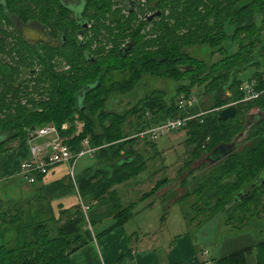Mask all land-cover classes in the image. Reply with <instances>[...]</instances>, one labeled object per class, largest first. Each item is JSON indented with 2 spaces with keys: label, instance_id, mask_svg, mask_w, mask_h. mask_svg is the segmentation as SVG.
<instances>
[{
  "label": "trees",
  "instance_id": "obj_1",
  "mask_svg": "<svg viewBox=\"0 0 264 264\" xmlns=\"http://www.w3.org/2000/svg\"><path fill=\"white\" fill-rule=\"evenodd\" d=\"M62 1L0 0V47L3 46L5 37L8 35L3 28L5 21L14 27L15 32L21 33L18 28L19 23L28 26L37 22L45 30V25L48 23L45 19L54 20L63 23L60 28V39L56 42L57 39L53 40L47 36L41 39V44L53 51L65 50V58L76 62L73 67L74 75L55 73L43 51L37 48L38 43L30 44L20 34L22 40L34 51V55H38L42 64L47 67V74L53 78L55 86L50 90L49 101L34 102L32 107L27 103H19L17 106L0 105V116L6 115L5 120L0 122V136L5 134L7 137L0 143V147L7 144L10 139L25 136L30 138L32 128L37 130L50 124L56 125L60 134L67 137L76 131L73 123L75 116L78 115L84 122V130L68 138L66 143L78 151L81 143L88 138L92 146L100 148L96 153L98 160L102 158L98 166L84 171L77 177V187L82 199L88 203L98 200L99 204H96L87 216L82 212L79 213L80 216H76V212L65 217L66 214H70L67 209L62 210L59 217H56L52 206L53 201L72 191H77L73 182L70 181L71 184L66 186L64 180L39 186L35 196L27 200V209L25 203H17L20 201L14 200L16 203L12 204L7 202V206L14 207L15 214L7 210L6 204H4L6 209H4L5 206L2 209L1 202L0 264H74L72 255L76 250L72 247L70 231L77 225L79 219H84L86 216L88 222L94 223L102 215L101 213L116 214V217L119 216L122 219L130 217L133 208L121 209L122 198L114 187L134 179L139 170L144 171L147 168L146 162L142 160V155L137 149V142L141 140L148 144H155L136 135L168 119L198 113L195 111L198 105L187 110L181 109L178 103L180 99L177 101L173 98L170 103L161 91L148 93L147 97L138 102L141 105L139 107L136 104L126 111L111 110L114 109L111 106L114 101L112 99H117L114 94L133 90L147 73L162 79L171 78L174 81L187 76V78L191 77L193 83L198 81H194L193 77L199 75V85L195 84L205 87L204 89L208 91H219L217 99L221 108L225 107L224 104L227 107V103L236 105L238 113L233 119L220 120L217 108L188 122L187 126H193V130L189 132L191 136L188 141L191 142V152L196 161L202 155L204 157L210 153L219 144L235 143V140L246 130L247 139L255 142L242 150L234 149L226 159L210 165L209 171L205 174L206 180L198 185L196 180L193 186L191 184L187 189L185 198L181 196V200L196 195L199 202L208 206L210 202L207 201L215 197L224 199L227 205H234L233 210L238 208L249 210L250 206L246 207L249 204L262 206L263 194L262 196L258 194L264 193L263 180L259 179L260 176H264V96L253 101H244V82L238 78L237 73L248 66H256L257 71L254 74L263 75L254 76L253 74L248 81L256 80L258 88H264V71L258 70L260 66H264V0H248L236 8H222L219 0L212 11L213 18L210 17L207 30L200 34L191 32L184 37L172 36L164 30V36L157 45L158 49L151 48V50H147L140 37L144 25L135 30L133 20L136 14L130 13L129 20H123L122 17L113 20L115 25L106 27L110 30L108 39L102 35L98 40L97 49L91 50L90 39H79L81 31L83 30V34L86 35L91 22L107 20L108 15L112 13L110 6L112 1L84 0L85 8L82 17L88 23L87 27H84L79 19L77 20L71 7L63 5ZM202 1L205 0L197 1L195 10ZM150 2L154 3L152 5L154 11L159 9L164 13L162 10L165 6L164 0H148V3ZM174 2L175 0H172L171 4L174 5ZM111 17L114 18L113 14ZM256 18H259L258 21L261 23L258 24ZM233 23L236 29L232 30V35H229L227 27ZM101 26L102 23L99 24V28ZM242 34H245L244 38L241 37ZM234 43L240 44V47L235 53H231ZM194 44L206 47L204 49H211L210 56L220 54L226 57L212 63L210 56L208 60L205 59L207 61H204L196 55L184 52L183 47ZM182 66L185 67L184 70ZM8 69L9 67L4 65L0 68L3 75L9 72ZM202 77H205L204 83ZM192 86L194 87V85L179 87V94L182 92L190 94L193 90ZM228 88L232 94L224 98L222 94ZM254 108L258 109L259 114L249 124L248 113ZM240 112L243 113L242 119L238 117ZM130 115L136 116L137 119L128 122L126 129L128 133L125 132L123 125ZM261 115L263 117H260ZM66 123H70V128L64 130L62 127ZM130 130L137 132L130 135ZM253 131L261 136H252V134L256 135ZM209 136L211 138L207 144L203 145ZM42 179L43 176H38V182L32 185L38 184ZM165 181L167 179L161 183ZM254 184L256 187H252ZM158 188L159 186H156L155 190L157 191ZM42 189L50 190L42 195ZM244 190H248L250 195L241 200L237 195ZM200 206H198L199 210ZM107 207H109L108 212ZM251 212H253L252 209ZM121 223L122 221H119V224ZM76 229L78 231L80 228ZM255 250L259 254L257 263L264 264V240L227 253L220 258L219 264H248V256Z\"/></svg>",
  "mask_w": 264,
  "mask_h": 264
},
{
  "label": "rangeland",
  "instance_id": "obj_2",
  "mask_svg": "<svg viewBox=\"0 0 264 264\" xmlns=\"http://www.w3.org/2000/svg\"><path fill=\"white\" fill-rule=\"evenodd\" d=\"M111 1L112 4L110 6L112 13L108 15L107 20H104L103 22L99 21L102 23V26L99 28V22H91V24H89L90 28L88 27L89 29L87 30V34L84 35L81 33L79 39H90L92 42L91 50L97 49L99 45L98 40L102 35H104L105 39H108L110 30L106 27H111L112 24L114 26L115 22H113V20H116L118 17H122L123 20L130 19V14L125 8L126 6L124 7L125 2L128 0ZM138 1L141 3V6L136 9L137 11L134 16L133 27L135 30H138L142 24L144 25L140 37L142 38V42L145 44L147 50H151V48L158 49L159 46L157 47V45L161 42V37L164 36V30L172 36L179 37H184L191 32L200 34L202 31L207 30L209 19L211 16V19L213 18L212 11L214 10V6L219 2V0H205L199 2L197 10H195V5L198 0H175L174 5L171 4L172 0H164L165 6L162 7V10H164L162 16H158L149 21L147 16L153 14L154 9L152 5H154V3H148V0ZM220 1L222 8H236L240 4H245L248 0ZM68 2H73L72 4L75 5L74 2H78V0H68ZM112 14L114 18L111 17ZM145 20L148 21L146 22ZM255 20L258 21L259 18H256ZM45 21L48 22L45 25V30L44 27L37 22L28 26H24L19 23L18 28L21 33H19V31L15 32L14 27L11 26L8 21L4 22L5 24L3 28L6 30L8 35L5 37L6 40H4L3 46L0 47V68H2V65L8 66L9 72H6V74L3 75L4 73L0 70V105L4 104L8 106L9 104H12L13 106H17L19 103H27L30 107H32L34 106V102H46L51 98L50 90L55 86V81L47 74V67L42 64L38 55H34V51L25 43V41L30 44H34L36 42L38 43L37 48L43 51L42 53L45 54V57L48 59L49 64L55 73L66 76H71L72 74L74 75L73 67L76 62H72L65 58V50L53 51V49H48L47 46H43L41 44V39L47 38V36L51 37L53 40L57 39V42L61 36L60 28L63 23L47 19H45ZM259 23L261 22L258 21V24ZM227 28L229 29V35H232V30H235L236 26L233 23L229 24ZM20 34L25 38V41L22 40ZM241 37L244 38L245 34H242ZM229 41L232 42L230 39ZM239 47L240 44L238 45L236 43L235 45L234 43L233 48H231L232 51L230 50L231 53H235ZM204 48L206 47H202L199 44H194L186 48L183 47L184 52L190 53L193 56L196 55L200 59L207 61L212 51L209 48H207L208 50ZM204 50L207 51L205 52ZM224 57H226V55L215 54L214 56L213 54L210 56V60L213 63ZM181 68L182 70L185 69L184 66ZM258 70L259 72H263L264 66H260ZM256 71V66H248L241 72L239 71L237 75L239 76L238 78L246 84L249 77H251ZM258 75L263 74H254V76ZM193 79L194 81L198 80L195 81V83L199 85V75H196ZM202 80L204 83L205 77H202ZM195 83L191 82V77L187 78V76H183L180 80L174 81L171 78L162 79V77L153 76L147 73L143 75L141 82L136 85L133 90L125 93L119 92L114 94L117 96L115 97L117 99H112L115 102L111 104L114 108L111 110L126 111L130 110L136 104L139 107L141 105H139L138 102L147 97L148 93L154 91L155 93L156 91H161L170 103H172L173 98L177 101L181 98H187V96H190V98H196L194 105H198V110L195 109L198 113L194 114H204L211 109H220L221 107L218 105L219 100L217 99L219 91H208V89H204L205 87L197 86ZM189 85H194V87L192 86L193 90L190 94L185 92L179 94V87H188ZM231 94L230 88H228L222 95L224 98H228ZM231 104L227 103V107ZM224 106L226 107L225 104ZM258 114L259 112L257 108L250 110L248 113L250 116H257ZM238 117L242 119L243 113L241 114L240 112ZM5 118V114L0 116V122L2 120L4 121ZM136 119V116H129L127 122L123 125L125 132H128V130H126L128 128V122L136 121ZM73 124L76 127V131L67 137L62 136L64 140L72 138L84 130V122L79 119L78 115L75 116ZM66 125L70 128V123H66ZM247 128L249 127L247 126ZM191 129L193 130V126H187L185 129L177 131L172 135L161 136L157 142H154L155 144H148L141 140L138 141L137 149L142 155V160L146 162L147 168L144 171L139 170L138 175L130 181V185L127 186L128 183H123V189L120 190L119 194L122 198V202L124 203L121 209L133 208L137 206L134 211L135 215L126 223L125 226V230H127L126 232L128 233V239H131L133 244L134 242H136L135 244H138L137 242L139 239L142 242L144 241V238L147 237L145 241L155 244L156 249L158 250L156 258L158 259L159 264H166L168 254H165V251L169 249V246H175L179 238L184 236H188V239L192 244V248L197 252L195 253L200 257L204 256L205 259L208 258L210 251L211 254L213 253V256L222 257L227 253H231L232 251L239 250L247 245H252L258 243L260 240H264V203L262 206L254 205L255 209L253 205L249 204L246 205V207L250 206L248 208L249 210L243 208L240 210L239 208L233 210L234 205H227L224 203V199H218L215 197L214 199L207 201L210 202L207 204L208 206L199 202L196 195L190 196L183 201L181 199L179 200L180 196L185 198L187 189H189L191 184L193 186V183L196 180L198 182L197 185L206 180L207 177L205 174L209 171L208 169L210 166L209 162L203 159V155L198 161L194 159L191 152V142L189 143L188 141V138L191 136L189 134ZM133 132L136 133L137 131L132 130L130 135H132ZM247 133L248 132L246 130L235 140L234 144L236 150H242L243 148L252 146L255 143L253 140L247 139ZM253 133L256 135L252 134V136H261L255 131H253ZM25 138L27 137L25 136L20 137L19 139L8 140L7 144L0 147V153L14 149L17 142H20ZM44 138L49 137L35 136L32 141L34 144L32 145L41 146L50 141H45ZM210 138L211 136L207 138L203 145L207 144ZM30 143L31 142H29V140L25 143V146H27L28 149L31 146ZM192 144L194 143L192 142ZM100 159L95 161V159L89 155L82 157L76 165V176L78 177L81 173H83L87 166H91L89 170L97 167ZM69 176V167L66 164H62L54 170H51L50 175L44 179V184L49 185L55 181L64 180L65 185L67 186L71 184L69 183L70 181L73 182L69 179ZM166 179L167 181L158 185L161 181ZM156 186H159L157 191L155 190ZM38 187V184L32 185L23 178L14 181L0 180V203L2 202V209L5 206L4 204L7 206L8 203H16L14 200L20 201L17 202L18 204L25 203V208L27 209V200L34 195L33 192L36 193V191H38ZM48 190L50 189H45V191L42 189V195L48 192ZM147 191L150 198L144 199L141 195ZM151 191L155 193H151ZM130 192L131 197L124 201L128 197H126V194ZM262 194L264 200V193L258 195L262 196ZM74 197L77 204H79L80 198L78 199L76 195H74ZM20 199L23 200L21 201ZM152 200L156 201V206L153 204L145 209L147 211L142 210V208ZM32 201H34V199H32ZM55 201L52 206L54 207L55 212L57 211L60 215L61 212L59 213L58 207L60 205L69 206V204L67 205L69 201L66 198L62 200V202L55 203ZM89 202L90 203L87 201L83 202L85 205L90 206L88 213L92 208L94 209L96 207V204H99L98 200L97 202ZM6 206L4 209H6ZM198 206H200V210L198 209ZM256 207L259 208L256 209ZM107 208L108 212L109 207ZM250 208L253 212H251ZM7 210L12 214L16 213L14 207L7 206ZM114 222L115 220L108 219L105 222V225L101 226L100 224H92L91 222L83 220L82 227L85 226L87 229L90 228L91 232L96 233L97 237L102 238L103 234H101V232L111 226ZM82 230L85 232V229L82 228ZM83 237L84 236H81V238ZM77 241H79L77 242V245L83 244L80 240L77 239ZM166 241L168 242L166 243ZM1 243L2 240L0 237V246ZM127 243L129 244V240ZM111 244L113 250H116L120 245H122L120 240H118V242L117 240H112ZM140 247L142 248H138L136 245H133L132 249L137 251L139 249H145L143 246ZM130 253L131 251L128 253V257H130V260L134 259L131 257ZM258 255L259 254L256 250L252 252L248 256L249 264H257ZM120 259L121 256H118L117 260Z\"/></svg>",
  "mask_w": 264,
  "mask_h": 264
},
{
  "label": "crops",
  "instance_id": "obj_3",
  "mask_svg": "<svg viewBox=\"0 0 264 264\" xmlns=\"http://www.w3.org/2000/svg\"><path fill=\"white\" fill-rule=\"evenodd\" d=\"M48 137L49 138H44L45 141H49L53 138V136H48ZM27 140L31 142L30 143L31 146L32 144H34L32 142L34 138L31 140L30 138L27 137L20 142L18 141L17 144L14 146V149H11L10 151L8 150L7 152L0 153V180H6V181L13 180L14 181V180L23 178L22 173H21V163L23 161L30 160L32 158L31 150H30L31 146L29 147V149L27 148V146H25V143ZM91 157L94 158L95 161H98V159L96 158V155L91 156ZM58 166L59 165L53 167L51 170H54ZM90 167L91 166H87L85 171L88 170ZM50 172L46 176H44L43 179L38 183L40 187L45 185L44 179L50 175ZM131 180H128L123 183H128L127 184L128 186L131 184L130 182ZM123 183H119L114 187L119 192V194H120V190L123 189V186H122L124 185ZM151 193H155V192L151 191ZM33 194H34L33 196H35L34 192ZM74 195H76L77 198L79 199L77 191L76 192L72 191L68 193L67 195H64L56 199L57 201L54 200L55 203H57V202H62V200H64L65 198L68 199L69 202L67 203V205L69 204V206L60 205L58 207L59 213L62 212V210H67V209L69 210L70 214H66L65 217H68L71 214H75L76 212H77L76 216H80L79 213L81 214V212L84 214L80 206L81 205L80 199H79V204H77V201ZM141 196H143L144 199L150 198V196H148V191L146 193H143ZM126 197L127 198L124 201L128 200L131 197V192L126 194ZM180 199H181V196L179 197V200ZM155 202L156 201L152 200L151 202L147 203L142 208V210L147 211L145 209H147L148 206H152L153 204L156 206ZM135 208H137V206L133 207V211L130 217L125 218L126 221L125 219H122L119 216L116 217V214L109 215V213L108 214L105 213L107 215H104V213H101L102 215L99 217V219L96 222H94V224H100L101 226H103L105 225V222L108 219L115 220V222L111 226H109L108 228L104 229L101 232V234H103L102 238L97 237V234L91 232L90 228L87 229V227L85 226L82 227V221L83 220L87 221L88 219L86 216H84V219H79L77 222V225L72 229L73 232L70 231L72 233L71 235L72 247L76 250V252H74V254L72 255L73 263L74 264H159L158 259L156 258L158 250L156 249L155 244L145 241L147 237L144 238V241L142 242L139 239V241L137 242L138 244H135L136 242H134L133 244L131 242V239H128V233L126 232L127 230H125L126 229L125 226H126V223L135 215V212H134ZM54 213L56 217H59V214L57 211L55 212V209H54ZM119 221H122V223L119 224ZM156 226H157V223H156ZM76 228H80V229L77 231ZM82 228L85 229V232H83ZM81 236H84V237L81 238ZM77 239L80 240V242L83 244L77 245V242H79L77 241ZM112 240H117V242L118 240H120L122 245H120L116 250H113V247L111 244ZM128 240H129V244L127 243ZM167 242L168 241H166V243ZM132 244L136 245L138 248H142L140 246H143L145 249L144 250L139 249L138 251L133 250ZM130 251H131L130 253L131 257L134 258L131 260H130V257H128V253ZM195 252L196 250L192 248V244L190 240L188 239V236L181 237L179 238L175 246L173 247L169 246V249L165 251V254L166 253L168 254L166 258V264H219L220 262L221 257L213 256V253L211 254V251L208 254L209 255L208 258L206 259L204 258V256L200 257L198 254H196L197 252L196 253ZM118 256H121L120 260H117Z\"/></svg>",
  "mask_w": 264,
  "mask_h": 264
},
{
  "label": "built area",
  "instance_id": "obj_4",
  "mask_svg": "<svg viewBox=\"0 0 264 264\" xmlns=\"http://www.w3.org/2000/svg\"><path fill=\"white\" fill-rule=\"evenodd\" d=\"M244 101L249 102L257 100L264 96V88H258V82L256 80L248 81L243 86ZM196 98H181L179 100V107L181 109H189L195 104ZM224 108V107H223ZM222 109V108H220ZM219 109V110H220ZM201 114H189L187 116H177L176 118L168 119L165 122L155 124L146 130L138 133L136 136L143 140L151 142H157L161 136L172 135L177 131H181L187 126L188 122L196 119ZM67 125H63V129H67ZM37 137L53 136V138L44 145L34 146L32 145L30 160L23 161L21 163V173L23 179L30 184L38 182V176H46L50 170L60 164H66L69 167L70 179L74 182L78 196L81 201V208L84 214L88 215L89 205H85L80 192L77 187L76 165L78 161L84 156H94L100 149L91 145L89 139H85L81 143V148L76 151L72 145L66 143L60 134L59 128L50 124L36 130Z\"/></svg>",
  "mask_w": 264,
  "mask_h": 264
},
{
  "label": "water",
  "instance_id": "obj_5",
  "mask_svg": "<svg viewBox=\"0 0 264 264\" xmlns=\"http://www.w3.org/2000/svg\"><path fill=\"white\" fill-rule=\"evenodd\" d=\"M130 3H133L132 0H129ZM75 6H78L77 8V18L79 19L80 23L83 24L84 27L88 26V23L86 22V20H84V18L82 17V13L84 11L85 8V1L84 0H78V4ZM158 15H160V12L154 13L152 15H150L148 17L149 20H153L155 17H157ZM84 31H81V33H83ZM115 101H113L112 103H114ZM82 109H84V107H82ZM238 113V109L236 107V105H230L228 107H224L222 109L219 110V118L220 120L226 121L229 119H233L236 117ZM256 117V116H255ZM260 117H263L262 115ZM250 121L249 124H251L253 122L252 118L253 117H249ZM37 136L36 130L35 128H32L30 130V139L32 140L35 136ZM7 139L6 135H2L0 136V143L4 142ZM235 149V144H219L218 146H216L210 153L206 154L203 159L207 160L210 165H214L217 164L219 162H221L222 160L226 159ZM264 173V172H263ZM261 180H263L264 183V176H260ZM252 187H256V185L254 184ZM250 195V192L248 190H244L242 192L238 193V198H240L241 200L248 197Z\"/></svg>",
  "mask_w": 264,
  "mask_h": 264
},
{
  "label": "flooded vegetation",
  "instance_id": "obj_6",
  "mask_svg": "<svg viewBox=\"0 0 264 264\" xmlns=\"http://www.w3.org/2000/svg\"><path fill=\"white\" fill-rule=\"evenodd\" d=\"M133 1V3H130L129 2V0L127 1V2H125V5H124V7L127 9V11L130 13V14H135V12L137 11L136 9H138L139 7H140V5H141V3L140 2H136V1H134V0H132ZM62 3H63V5H65V6H68V7H71V10H72V13L75 15V17L77 18V13H76V11H77V8H78V6H75V5H73L72 3L73 2H71V3H69L68 2V0H63L62 1ZM74 3H76V5L78 4V2H74ZM138 5V6H137ZM157 12H160V15H158V16H161L162 15V11L161 10H155L154 12H153V14L154 13H157ZM150 16V15H149ZM149 16H147V18L149 17ZM157 16V17H158ZM156 18V17H155ZM77 20H78V18H77ZM149 20V19H148ZM149 21H151V20H149ZM83 31V30H82ZM258 116V115H257ZM250 117H253L252 118V120H255L256 119V117L254 116V115H251ZM192 149V148H191Z\"/></svg>",
  "mask_w": 264,
  "mask_h": 264
},
{
  "label": "bare ground",
  "instance_id": "obj_7",
  "mask_svg": "<svg viewBox=\"0 0 264 264\" xmlns=\"http://www.w3.org/2000/svg\"><path fill=\"white\" fill-rule=\"evenodd\" d=\"M210 164V163H209Z\"/></svg>",
  "mask_w": 264,
  "mask_h": 264
}]
</instances>
